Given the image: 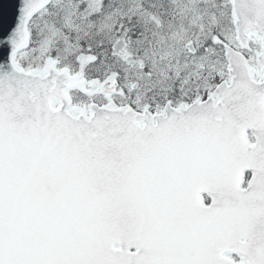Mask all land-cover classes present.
Instances as JSON below:
<instances>
[{"label": "snow or ice", "instance_id": "6c2138e0", "mask_svg": "<svg viewBox=\"0 0 264 264\" xmlns=\"http://www.w3.org/2000/svg\"><path fill=\"white\" fill-rule=\"evenodd\" d=\"M0 264H264V0H8Z\"/></svg>", "mask_w": 264, "mask_h": 264}, {"label": "water", "instance_id": "95a60500", "mask_svg": "<svg viewBox=\"0 0 264 264\" xmlns=\"http://www.w3.org/2000/svg\"><path fill=\"white\" fill-rule=\"evenodd\" d=\"M0 9L3 11V19L5 25H10L14 22V3H9L8 0H0Z\"/></svg>", "mask_w": 264, "mask_h": 264}]
</instances>
